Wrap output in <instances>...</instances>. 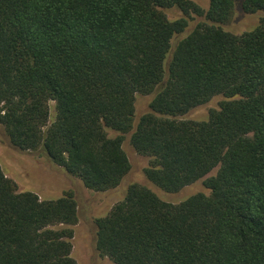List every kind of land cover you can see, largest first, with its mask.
<instances>
[{
    "label": "trees",
    "instance_id": "trees-1",
    "mask_svg": "<svg viewBox=\"0 0 264 264\" xmlns=\"http://www.w3.org/2000/svg\"><path fill=\"white\" fill-rule=\"evenodd\" d=\"M237 12L258 21L225 29ZM0 126L94 191L129 172L125 134L157 191L201 180L179 201L130 183L93 221L113 264H264V0H0ZM77 219L72 192L17 191L0 166V264H77Z\"/></svg>",
    "mask_w": 264,
    "mask_h": 264
},
{
    "label": "rangeland",
    "instance_id": "rangeland-1",
    "mask_svg": "<svg viewBox=\"0 0 264 264\" xmlns=\"http://www.w3.org/2000/svg\"><path fill=\"white\" fill-rule=\"evenodd\" d=\"M195 1L205 4V0ZM166 14L169 19H175L181 15V12L177 8H170L166 10ZM192 17L193 19L190 18L188 29H191L202 19L198 16ZM257 21V16L246 17L237 12L232 19L223 26L230 31L241 32L253 27ZM175 40L176 37L173 38L174 42ZM148 100V95H139L136 97V116L147 110ZM219 100H221V97L215 96L209 102L190 110L183 115V118L207 119L210 109L216 108ZM49 111L51 120L54 116L53 101L49 102ZM108 132H110L111 135L117 134L112 130ZM122 147L130 161L131 167L129 172L115 188L98 192L86 188L78 178L69 175L63 168L54 164L46 157L38 156L31 152L19 151L11 146L0 126V166L5 175L15 182L17 191H33L42 199L59 197L65 191H70L74 195L77 202L78 219L72 226L73 237L71 239V255L76 260L77 264H113L107 257L100 256L95 249L94 219L108 213L111 207L121 200L126 187L130 183L137 182L155 189L144 174V168L147 165L148 158L138 154L133 149L129 143V134H125ZM210 174L212 173L208 175ZM199 190H204L201 180L197 183L194 182L187 185L175 193H166L160 190L156 191L159 196L166 201H179Z\"/></svg>",
    "mask_w": 264,
    "mask_h": 264
}]
</instances>
